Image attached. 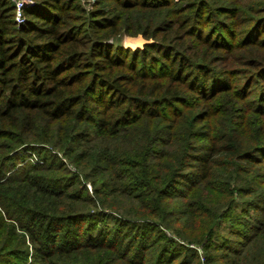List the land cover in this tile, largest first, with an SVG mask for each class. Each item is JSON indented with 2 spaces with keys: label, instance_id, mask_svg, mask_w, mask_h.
Instances as JSON below:
<instances>
[{
  "label": "trees",
  "instance_id": "1",
  "mask_svg": "<svg viewBox=\"0 0 264 264\" xmlns=\"http://www.w3.org/2000/svg\"><path fill=\"white\" fill-rule=\"evenodd\" d=\"M30 2L16 20L15 2L0 0V264H202L194 246L211 251L202 260L214 264V252L230 243L215 238V225L175 229L181 243L160 228L187 213L168 210L179 177L209 190L223 184L233 199L264 190V108L252 99L238 107L233 95L264 74V51L241 52L259 41L264 20L240 27L214 14L209 0L119 1L121 10L138 8L136 32L155 40L130 47L116 37L121 17L113 10L94 8L81 29L71 1ZM170 10L180 18H166ZM48 146L53 161L38 151ZM25 149L36 162L4 176ZM256 167L261 179L251 177ZM49 171L67 182L48 179ZM259 196L243 207L230 199L217 217L226 222L237 206L244 218L262 212L250 220L245 246L264 242ZM244 248L224 257L264 264V246L253 257L240 255Z\"/></svg>",
  "mask_w": 264,
  "mask_h": 264
},
{
  "label": "rangeland",
  "instance_id": "2",
  "mask_svg": "<svg viewBox=\"0 0 264 264\" xmlns=\"http://www.w3.org/2000/svg\"><path fill=\"white\" fill-rule=\"evenodd\" d=\"M16 5L15 10V17L18 15V13L23 9L26 5L29 6L31 4L30 0H13ZM24 1H27L26 3ZM71 1V4L76 5L77 10H71V12L77 17V20L79 21V25L81 29H88L89 28V19L90 14L92 13L94 8L96 7H103L104 9H110V11H114V13H117L120 15V29L116 35L119 39H121V42L123 44V39L125 37H135V36H142L138 32H136V29H138V20H135V18L138 16V8L134 7L131 9H125L121 10L118 8L119 1L121 2H131L133 0H118L117 2H114L113 0H102L101 3L96 5V0H68ZM209 3L211 5V11L218 15V17H222L224 14H228L232 16V21L234 23H237L240 27H244L248 20L254 21L257 19L264 20V0H209ZM20 10V11H19ZM110 11L107 15H110ZM175 10H170V12H167L165 14L166 18H172V17H179L178 14L174 13ZM188 13V12H187ZM180 18V17H179ZM193 29L194 31L198 32L202 29V26H196V27H186V30ZM143 38V36H142ZM144 39V38H143ZM259 41L251 46H246L248 49L246 51H241L245 56L252 57L254 55V51L256 49H261L264 51V30L261 32V35L258 37ZM124 45V44H123ZM140 46V45H138ZM248 68V67H246ZM264 74H258L257 76L252 77L250 82L246 84L238 83L236 91H238L239 94H237L235 91L234 99L237 101L238 107H240V104H244V101L252 99L254 101V105L258 108V106H261L264 108V79L262 78ZM230 77L231 75L228 74ZM237 79V77H235ZM242 79V78H241ZM240 79V80H241ZM238 82V79L236 80ZM236 85V83H235ZM246 95L247 97L245 99H242V97ZM229 99V97H226ZM226 98L223 100L226 101ZM242 108L239 110L241 111ZM260 111L263 112L264 110L260 108ZM220 119L222 117V122L225 124L227 123V117L226 116H218ZM229 118V117H228ZM196 129L204 130L202 123L196 124ZM191 141H198L197 137H192ZM36 151V150H35ZM42 153L47 152V157L53 161V149L51 147H45L44 150H38ZM34 151L30 149H25L18 153V156L20 159H23V161H17L15 166H6V170L4 172V176L11 175L21 163H25L27 161L36 162L37 160L34 155ZM36 155V154H35ZM58 158L65 162L66 165L70 170H74V166L71 163H67V159L62 156L60 152H57ZM38 158V162L41 163L40 158ZM34 160V161H33ZM59 161V160H58ZM264 171V169H262ZM262 171V172H263ZM259 168L256 167L255 170L251 173V177H254L256 179H261L262 173H259ZM3 175V174H2ZM45 175L48 177V179H59L58 181L67 182V174H62L57 171H49L46 172ZM69 175V174H68ZM45 183L52 184L54 183V180H45ZM115 183V180L112 181V184ZM115 185V184H114ZM176 185V186H175ZM233 185V183H231ZM257 187H262L260 185H256ZM117 188V186H115ZM264 187V186H263ZM92 186L88 182L85 185L84 192L91 194ZM173 190H176L177 192H174L173 195L168 200V210L170 213H173L174 211L178 212L181 210H187V213L181 216H175L170 220V226H164L162 225L160 228V231L163 235L169 236L173 239L175 243H181L183 240L180 237H177L175 235V229H178L179 231H184L186 228H197V225L200 223H207L209 226L215 225L216 226V234L215 238L220 240H228L230 242L227 245V248L225 249H218L214 253H216V261L214 264H229L227 259L224 257L225 253L228 249H231L235 247L236 249L244 248L245 244L244 242L247 240V233L248 231H251V233L255 229V225L250 223V220L254 221L253 215H260L262 212L256 208H252L248 215L244 218L240 213V206L236 207L237 213L229 216L228 220L229 222L234 221L235 228L233 232H229V222H225L224 219L217 218L219 217L223 212L224 209L229 207V200L233 199L231 197L230 190L223 186V184L217 185L216 190H209L208 186L206 184H202L200 182L194 181V178L192 176H185V177H179L177 178V181L173 185ZM260 193H264L263 188L258 192L256 195L253 196H242L240 198H236L234 200V205L239 203L242 207L245 206L248 202H253L257 200ZM119 197H123L121 194ZM245 201V202H242ZM243 203V204H241ZM120 206H127V200L122 201V205ZM204 209H209L211 211V214L209 216H199V213L202 212ZM177 214V215H178ZM215 220V221H213ZM107 223H110L107 221ZM256 223V222H253ZM111 224V223H110ZM220 224V225H219ZM219 225V226H218ZM194 233V232H193ZM250 235V234H249ZM193 246V245H191ZM264 246L263 240H258L256 242H253L251 244H246L244 248V252L240 255H247L248 257H253L254 254H259V249ZM196 249H198V255L200 258V261L203 263V256L207 255L208 253H211V251H202L199 246H194ZM30 249V248H28ZM262 255V253L260 252ZM210 255V254H209ZM18 261V263H22L18 259V257L14 258ZM23 260V259H22ZM212 262H208L206 264H211ZM245 264V263H244Z\"/></svg>",
  "mask_w": 264,
  "mask_h": 264
},
{
  "label": "bare ground",
  "instance_id": "3",
  "mask_svg": "<svg viewBox=\"0 0 264 264\" xmlns=\"http://www.w3.org/2000/svg\"><path fill=\"white\" fill-rule=\"evenodd\" d=\"M144 42V39L142 36H136V37H125L123 39L124 46H130V47H136L138 45H142Z\"/></svg>",
  "mask_w": 264,
  "mask_h": 264
},
{
  "label": "water",
  "instance_id": "4",
  "mask_svg": "<svg viewBox=\"0 0 264 264\" xmlns=\"http://www.w3.org/2000/svg\"><path fill=\"white\" fill-rule=\"evenodd\" d=\"M153 42H155L154 39H149V40H145L144 39V42L142 43V45L145 44V43H153ZM142 45H140V46H142Z\"/></svg>",
  "mask_w": 264,
  "mask_h": 264
},
{
  "label": "built area",
  "instance_id": "5",
  "mask_svg": "<svg viewBox=\"0 0 264 264\" xmlns=\"http://www.w3.org/2000/svg\"><path fill=\"white\" fill-rule=\"evenodd\" d=\"M20 11V10H19ZM20 14H21V11L18 13V15H16V20H18L19 19V17H20Z\"/></svg>",
  "mask_w": 264,
  "mask_h": 264
}]
</instances>
